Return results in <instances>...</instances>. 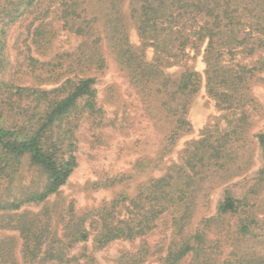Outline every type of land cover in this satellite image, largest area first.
Masks as SVG:
<instances>
[{"label": "trees", "instance_id": "trees-1", "mask_svg": "<svg viewBox=\"0 0 264 264\" xmlns=\"http://www.w3.org/2000/svg\"><path fill=\"white\" fill-rule=\"evenodd\" d=\"M4 10L0 96L17 122L0 126V213L11 215L0 227L17 231L23 262L99 264L96 251L126 241L136 247L115 264H264V129L254 131L263 110L254 88L264 84V0H6ZM26 13L31 46L43 57L30 56L28 72L48 73L52 87L19 84L16 69L7 78L2 35ZM60 31L79 40L72 50L53 49ZM106 49L146 113L169 125L154 167L192 130L187 114L202 87L223 123L207 124L134 195L80 211L51 196L78 166L80 124L115 125L97 95ZM197 56L203 72L188 64ZM25 162L34 174L27 184ZM129 178L116 174L96 187ZM13 251L0 246L3 264H18Z\"/></svg>", "mask_w": 264, "mask_h": 264}, {"label": "rangeland", "instance_id": "rangeland-1", "mask_svg": "<svg viewBox=\"0 0 264 264\" xmlns=\"http://www.w3.org/2000/svg\"><path fill=\"white\" fill-rule=\"evenodd\" d=\"M6 0H0V26L7 20L5 13ZM31 15L28 13L18 16L13 23H7L6 34L2 35L5 40V65L7 78L13 69L17 70L16 81L19 84H37L52 87V79L47 80L49 74L46 73L41 79H35L29 71L30 56L40 57L34 52L31 46V36L29 25ZM130 31L133 33L132 26ZM79 40L74 35H68L65 31H60L53 49L72 50ZM43 58V57H40ZM107 67L102 73L97 75L98 82L97 95L99 103L106 111V118L114 120V126L90 127L88 122H82L77 130V157L78 166L73 171L69 182L64 185L57 195L51 196V201L66 204L73 200L76 209L82 211L98 207L106 202H110L120 193L134 195L139 183L153 176H160L166 165L176 160L187 141L199 137L202 129L211 123L222 121L223 112L220 111L214 101L207 95L205 88L196 93L191 101L187 118L192 125L190 132L184 133L174 147L172 153L165 157L159 167H154L159 160L163 147V138L169 133V125L162 122L155 123L153 116L146 113L143 105L139 101L136 91L131 87L125 78L124 72L113 59L109 50L106 49ZM188 64L203 72L205 64L201 56L190 60ZM180 67L173 70L177 71ZM254 92L260 99L263 110L256 116V127L254 131L264 129V84L255 86ZM0 96V126H14L17 118L14 113L4 105ZM259 161L256 160V169ZM24 182L29 183L34 174L28 169L25 162L23 165ZM127 174L130 178L112 186H96L104 184L110 176L116 174ZM40 179L36 175V180ZM3 188V187H2ZM0 186V191L2 190ZM221 197V190L217 189L212 195V205ZM40 207L31 209L37 210ZM10 214L0 213V225L9 223ZM159 240L160 236H155L153 240ZM17 231L0 227V246H5L7 254L14 248L13 254L18 264H27L22 261L19 255L21 245ZM92 242L87 246L91 248ZM136 244L126 241H115L107 247L94 253L99 264H115L116 258L123 250L135 249ZM82 248L77 247L76 251ZM5 254V255H7ZM0 258H3L0 253ZM6 258V256H5ZM0 259V264H3ZM150 264H158L150 262Z\"/></svg>", "mask_w": 264, "mask_h": 264}]
</instances>
